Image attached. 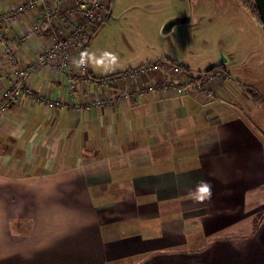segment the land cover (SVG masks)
<instances>
[{"label":"crops","instance_id":"obj_1","mask_svg":"<svg viewBox=\"0 0 264 264\" xmlns=\"http://www.w3.org/2000/svg\"><path fill=\"white\" fill-rule=\"evenodd\" d=\"M20 2L0 0V13ZM30 19L0 26L16 57L9 62L0 45V93L13 83V67L49 45L37 35L19 43ZM95 41L86 49L91 80L76 57L62 74L36 67L33 94L0 114V264H264V144L244 121H258L264 100L254 102L249 83L233 78L213 84L210 100L191 89L137 91L164 78L180 82L168 66L96 82L147 61L188 67L162 54L122 69ZM214 65L233 76L228 61ZM206 68L188 71L196 77ZM120 91L131 92L128 102L74 109ZM43 97L61 103L51 108Z\"/></svg>","mask_w":264,"mask_h":264},{"label":"rangeland","instance_id":"obj_2","mask_svg":"<svg viewBox=\"0 0 264 264\" xmlns=\"http://www.w3.org/2000/svg\"><path fill=\"white\" fill-rule=\"evenodd\" d=\"M109 1L111 16L92 36L96 40L94 48L96 45L99 54L104 51L106 60L118 61L120 67H125L122 69H127L126 65H139L168 54L166 56L186 63L194 73L226 60L233 74L231 82L233 78L249 83L251 90L260 96L259 100H264V32L261 24L237 0ZM169 22H174V26L163 35L161 30ZM243 61L245 68H242ZM146 63L149 61L142 65ZM249 67L257 69L258 74L252 76L246 70ZM262 110L264 105L254 112L258 121L247 115L244 121L255 125V132L264 144ZM261 199L262 211L264 196Z\"/></svg>","mask_w":264,"mask_h":264},{"label":"built area","instance_id":"obj_3","mask_svg":"<svg viewBox=\"0 0 264 264\" xmlns=\"http://www.w3.org/2000/svg\"><path fill=\"white\" fill-rule=\"evenodd\" d=\"M109 0H21L20 4L8 13H0V26H5L11 19L31 16L29 26L20 33L18 41L22 45L30 40L34 35L41 39H46L49 45L42 49L34 62L24 67H13L10 76L14 80L10 87L3 89L0 93V114L8 110L15 104L23 93L31 96L32 89L28 82L36 67L52 64L59 73L68 70L69 61L76 57L80 76L86 80H91L87 73L86 49L88 43L99 28L107 21L109 11ZM2 53L9 62L15 63V50L7 43L0 40ZM168 66L172 74L181 78L180 82H175L171 77L164 78L160 82L145 87H139L138 92H153L156 87L159 89H173L178 94H183L191 89L194 93L205 99H214L215 91L213 84L224 79L227 82L231 79L228 73L221 68L213 69L209 72H202L193 76L188 70L177 66L173 62L157 61L140 65L135 69L128 70L119 75L110 76L96 82L116 83L118 80L134 79L159 72L161 67ZM173 76V75H172ZM73 88V82L70 83ZM129 91H120L111 99L92 100L86 104L76 106L74 109L81 112H89L103 105H111L115 102L124 103L130 100ZM41 98V97H40ZM46 106L51 108L59 107L61 101L48 97L42 99Z\"/></svg>","mask_w":264,"mask_h":264},{"label":"trees","instance_id":"obj_4","mask_svg":"<svg viewBox=\"0 0 264 264\" xmlns=\"http://www.w3.org/2000/svg\"><path fill=\"white\" fill-rule=\"evenodd\" d=\"M241 5H242V7L243 8H245V9H247L249 12H250V15L254 18V19H256L257 20V22L259 23V24H261L260 23V20H259V17H258V11H257V8H256V5H255V1L254 0H237ZM96 32V31H95ZM95 32H94V34H95ZM93 34V35H94ZM92 35V36H93ZM92 38V37H91ZM174 64H176L177 66H179V67H182V68H184V69H186V70H188V68H186L185 66H182V65H179V64H177L176 62H173ZM216 68H221V69H225L224 68V66L223 65H214V66H209V67H207L205 70H204V72H209V71H211V70H213V69H216ZM87 74H90L89 72H87ZM115 75V74H114ZM114 75H110V76H114ZM106 77H109V76H105V77H103V78H106ZM103 78H95L94 77V79H98V80H100V79H103ZM246 89V91L250 94V96H252L251 98H253V101L254 102H257V103H259V102H261L259 99H260V96L258 95V93L257 92H253L252 90H249L248 88H245ZM256 96H258L256 99H255V97ZM263 102V101H262ZM261 102V103H262ZM264 218V216L262 215L261 216V219H263Z\"/></svg>","mask_w":264,"mask_h":264},{"label":"water","instance_id":"obj_5","mask_svg":"<svg viewBox=\"0 0 264 264\" xmlns=\"http://www.w3.org/2000/svg\"><path fill=\"white\" fill-rule=\"evenodd\" d=\"M255 1V5L258 11V17L261 23V27L263 29L264 32V0H254ZM111 5L109 6V11L107 14V20L110 18L111 16ZM174 26V22H169L167 24H165L161 30L163 35H166Z\"/></svg>","mask_w":264,"mask_h":264},{"label":"flooded vegetation","instance_id":"obj_6","mask_svg":"<svg viewBox=\"0 0 264 264\" xmlns=\"http://www.w3.org/2000/svg\"><path fill=\"white\" fill-rule=\"evenodd\" d=\"M109 4H111V1L109 2Z\"/></svg>","mask_w":264,"mask_h":264}]
</instances>
